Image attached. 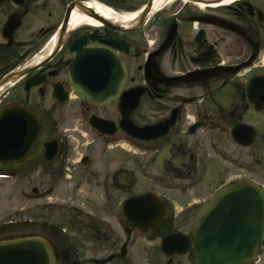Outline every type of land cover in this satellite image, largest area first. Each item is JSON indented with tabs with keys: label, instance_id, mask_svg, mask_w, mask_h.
Here are the masks:
<instances>
[{
	"label": "flooded vegetation",
	"instance_id": "af4514ba",
	"mask_svg": "<svg viewBox=\"0 0 264 264\" xmlns=\"http://www.w3.org/2000/svg\"><path fill=\"white\" fill-rule=\"evenodd\" d=\"M159 1L161 6L155 9ZM219 2L0 0V117L13 107L35 114L41 129L33 135L57 146L55 156L39 152L12 170L0 169V194L7 196L10 182L42 185L59 181L69 185L72 178L65 170L75 154L69 139L82 135V130L104 141L107 149L119 147L124 140L167 156L183 158L197 150L199 155L206 153L202 158L215 163L212 175L218 173V167H231L221 185L228 181L258 184L252 177L261 168L248 158L264 144V0H234L225 6ZM95 8L107 11L115 20L104 18ZM75 11L86 21L73 28ZM88 49L107 51L124 66L119 78H115V69L109 68L113 73L109 84L115 86L117 79L120 87L101 106L80 100L72 86L76 80L71 74L73 63L97 57ZM128 92L130 102L139 95L128 121L137 128L161 126L156 131L165 133L161 138L137 141L123 132L118 107ZM93 118L103 121V131L112 134L96 132L89 124ZM188 160L190 164L180 161L179 167H171L173 180L188 183L177 189L176 200L172 195L152 194L162 203L165 215L146 232L120 216L123 202L137 194L121 201L118 198L115 208L121 221L108 225L103 216L108 212L114 217L111 202L116 200L115 193L124 189L119 177L122 169L90 170L85 166L88 176L83 184L96 186L110 211L106 204H101L103 209L94 206L69 211L66 223L49 225V234L40 236L50 244L57 264H84L77 259L81 237L82 242L96 243L93 251L102 255L101 259L87 258L90 264L109 257L113 259L108 264L141 260L142 264H192L190 227L203 204L188 199V192L204 179H194L202 164H198L199 156L189 155ZM79 164H89L87 156H82ZM203 164L208 165L206 161ZM175 201L181 204L178 211ZM7 226L1 224L2 230ZM186 228L187 232H182ZM173 234L187 237L186 254L167 257L160 252L161 241Z\"/></svg>",
	"mask_w": 264,
	"mask_h": 264
},
{
	"label": "water",
	"instance_id": "95a60500",
	"mask_svg": "<svg viewBox=\"0 0 264 264\" xmlns=\"http://www.w3.org/2000/svg\"><path fill=\"white\" fill-rule=\"evenodd\" d=\"M87 52L97 57L89 62L76 60L73 63L71 74L76 80L72 81V86L80 100L101 106L120 87L117 79L115 86L109 84L113 75L109 68L113 67L115 78H119L124 75V66L107 51L103 54L88 49ZM129 93H125L118 107L122 130L140 141H154L163 136L165 133L156 132L161 126L137 128L128 121L139 96L130 102ZM0 122L3 124L0 128V169L12 170L23 163L24 158L39 152H44L45 157L50 153L56 155L55 143H45L43 138L33 135L41 129L35 114L13 107L1 113ZM89 124L101 134H112L103 131L104 122L97 118ZM122 217L144 231L163 217V210L154 196H138L123 203ZM190 229L193 264H250L256 261L264 242V189L251 182L221 187L197 212ZM187 247V238L181 235H171L161 242V252L165 255H183ZM0 264H56V260L44 239L27 236L0 241Z\"/></svg>",
	"mask_w": 264,
	"mask_h": 264
},
{
	"label": "rangeland",
	"instance_id": "374dc122",
	"mask_svg": "<svg viewBox=\"0 0 264 264\" xmlns=\"http://www.w3.org/2000/svg\"><path fill=\"white\" fill-rule=\"evenodd\" d=\"M222 140L225 142L224 138ZM69 145L75 151L72 158L73 163L69 164V170H65V173L72 178L69 185L68 183L64 184L59 181L54 183L47 181L42 185L10 182L7 185V196L4 197V195L0 194V240L25 236H40V234L48 235L50 231L48 226L56 225L57 222L66 223L68 217L65 214L69 211H85L92 209L94 206L95 209H103L101 204L109 206L106 200L101 199L102 193L96 189V186L83 184L84 179L88 176L85 174V166L90 170L95 168L97 170H108L112 167L122 169L119 177H121V186H124L125 190L122 189L121 193L116 192L114 195L116 200L111 202V210H115L113 212L114 217L109 216L108 212L103 214L106 223L112 226L121 221L116 211L117 208H115L118 198L121 201L126 196L133 194L143 195L151 193L165 197L172 195L173 198H169H175L176 200L177 189L186 188L188 183L173 180L174 175L171 167H179L177 162L180 161L190 164L188 160L189 155H193L194 157L199 156V160L201 161L198 164L202 163L197 167L196 178L194 179L204 180L191 187L188 192V199L200 202V205L204 204L212 196L211 194L214 190L227 180V172L231 173V167L228 165L226 167L223 166V168H216L218 173L212 175V165L214 166L215 163L202 158L203 155L206 156V153L199 155L197 150L187 153L186 157L184 156L183 158L180 157L181 155L167 156V153L162 154L160 152L155 154L148 149L147 145L133 146L130 142H125L124 140L120 143L119 147L115 148L112 146L111 149H107L104 141L98 137H93L90 132L83 130L82 135L79 134L69 139ZM82 156H87L89 164L83 166L79 164ZM248 159L251 163L255 164V167L261 168L258 175L252 178L259 181V186L264 187V144L261 146L259 152L257 150L252 151ZM248 159L244 158L246 161ZM258 160L260 163L257 162ZM205 161L208 165L203 164ZM168 162H171L169 166L167 165ZM71 166L76 167V169H71ZM232 173H237V171L233 170ZM96 177L100 178V175L98 174ZM77 179H81L82 183H79ZM204 182L205 184H203ZM228 182L225 184H228ZM33 191L36 193H33ZM174 204L177 207V211L180 210L181 204L178 201H175ZM106 211H110V206ZM3 223H8V226L2 230L1 224ZM182 232L186 233L187 228ZM83 238H79L80 243L77 241L80 246L77 259L84 261V264H90L86 260L87 258L92 259L94 257L95 259H101L102 255H99L96 250L93 251L97 246L96 243L92 245L82 242ZM259 260H261L259 264L264 262V243L259 251ZM141 262L143 263V260ZM142 263L133 262V264Z\"/></svg>",
	"mask_w": 264,
	"mask_h": 264
},
{
	"label": "bare ground",
	"instance_id": "6f19581e",
	"mask_svg": "<svg viewBox=\"0 0 264 264\" xmlns=\"http://www.w3.org/2000/svg\"><path fill=\"white\" fill-rule=\"evenodd\" d=\"M233 2H234V0H225V1H222L220 5L225 6V5H229ZM160 6H161V2L159 1V2H157L155 9L159 8ZM95 11L108 20L109 19H111L112 21L115 20L113 16L109 15V13L107 11H104L103 9L95 8ZM84 21H86L85 17L75 11L71 17V24L70 25L73 28H75V27L79 26L80 24H82Z\"/></svg>",
	"mask_w": 264,
	"mask_h": 264
}]
</instances>
